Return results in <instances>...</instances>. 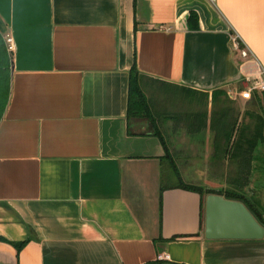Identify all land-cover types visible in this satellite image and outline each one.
Instances as JSON below:
<instances>
[{
	"label": "crops",
	"instance_id": "0c3cea01",
	"mask_svg": "<svg viewBox=\"0 0 264 264\" xmlns=\"http://www.w3.org/2000/svg\"><path fill=\"white\" fill-rule=\"evenodd\" d=\"M0 36L16 45L0 264H264V239L205 238L207 196L179 185L148 121H128L136 66L147 94L183 95L167 100L177 116L156 110L183 182L243 195L264 217V93L250 82L264 69V0H0Z\"/></svg>",
	"mask_w": 264,
	"mask_h": 264
},
{
	"label": "trees",
	"instance_id": "16d2710c",
	"mask_svg": "<svg viewBox=\"0 0 264 264\" xmlns=\"http://www.w3.org/2000/svg\"><path fill=\"white\" fill-rule=\"evenodd\" d=\"M190 27L193 30H197L199 28L198 23V16L194 13L191 14V17L189 19ZM242 47V46H241ZM11 54L8 53V50L5 46V43L3 41L2 36H0V122L3 118L8 99H9V92H10V63H11ZM143 75H141L136 66L133 67L130 73V85H129V102H128V121L129 125L131 122L134 121H148L153 128V134L154 136L158 137L160 141L162 142L165 150H166V156L165 158L168 160L169 163H171V167L175 173V175L178 177L179 185L187 190L194 191L197 193H200L204 198L212 193H218L223 196H225L227 199H234V200H240L243 201L250 211L256 216V218L264 225V217L260 214L259 208L254 205L250 204L243 195L237 194L236 192H217L210 189L202 188L199 186L189 185L185 184L183 180L179 176V171L176 168L174 162L171 159V155L169 153V150L167 148V143L165 137H163L162 132L159 130V127L156 123V121L159 119L156 111V105L152 101V99L147 95L143 88ZM167 84V83H166ZM165 88H172L168 85H162ZM246 167H243V169ZM242 170V169H241ZM246 172V169L242 171V174ZM246 175V174H245ZM244 175V176H245ZM0 241H6L4 238L0 237ZM28 244V241L15 243L13 244L18 253L23 250V248ZM164 261H156L148 264H164Z\"/></svg>",
	"mask_w": 264,
	"mask_h": 264
},
{
	"label": "water",
	"instance_id": "95a60500",
	"mask_svg": "<svg viewBox=\"0 0 264 264\" xmlns=\"http://www.w3.org/2000/svg\"><path fill=\"white\" fill-rule=\"evenodd\" d=\"M204 231L208 240L264 239V225L248 206L243 201L227 199L218 193L206 197Z\"/></svg>",
	"mask_w": 264,
	"mask_h": 264
},
{
	"label": "rangeland",
	"instance_id": "374dc122",
	"mask_svg": "<svg viewBox=\"0 0 264 264\" xmlns=\"http://www.w3.org/2000/svg\"><path fill=\"white\" fill-rule=\"evenodd\" d=\"M160 93L162 96H160V95L154 96V94H151V93L147 94L152 99V101L154 103H156L155 109L156 110L160 109V111H163L161 113L164 115V118L166 117L167 119L171 118V116H177L179 113L178 109H176V107L173 104L170 105L169 104L170 102L168 103L167 100L171 99V102H172L173 98L175 96H177V98H178V97H181L183 95H180V94L178 95L177 91H173V89H171V88L160 89ZM160 104H163V106H160ZM169 128L170 127H168L167 130L165 129L166 130L165 134H166V143H167V145H169L171 147V143H172L171 137H170L171 134H169V132H167V131H170ZM191 159H192V162H190V164L195 162V165L193 164V165H191V167H195L197 169H202V166H204L206 163L205 162L206 155H201L199 158H197V156H196V157L191 158ZM192 170H195V169H192Z\"/></svg>",
	"mask_w": 264,
	"mask_h": 264
},
{
	"label": "built area",
	"instance_id": "2783aa9c",
	"mask_svg": "<svg viewBox=\"0 0 264 264\" xmlns=\"http://www.w3.org/2000/svg\"><path fill=\"white\" fill-rule=\"evenodd\" d=\"M212 2H215L216 0H211ZM233 47L234 50L239 52L240 55L247 59L250 56V53L247 49H243L241 46V41L238 39V37L233 36ZM7 48L8 51L11 53H14L16 50L15 41L11 37H7ZM251 85L254 90L261 91L264 93V69L262 67H259L257 75H255L253 78H250ZM159 261H170L169 255H161L159 256Z\"/></svg>",
	"mask_w": 264,
	"mask_h": 264
}]
</instances>
